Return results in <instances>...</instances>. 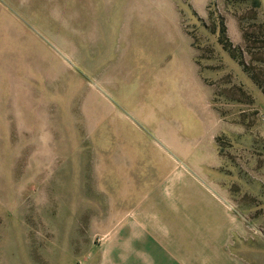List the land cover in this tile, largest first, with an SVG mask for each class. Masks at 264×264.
<instances>
[{"label": "rangeland", "instance_id": "374dc122", "mask_svg": "<svg viewBox=\"0 0 264 264\" xmlns=\"http://www.w3.org/2000/svg\"><path fill=\"white\" fill-rule=\"evenodd\" d=\"M174 183L264 264V0H0V264H112Z\"/></svg>", "mask_w": 264, "mask_h": 264}, {"label": "crops", "instance_id": "0c3cea01", "mask_svg": "<svg viewBox=\"0 0 264 264\" xmlns=\"http://www.w3.org/2000/svg\"><path fill=\"white\" fill-rule=\"evenodd\" d=\"M193 62L197 74L200 73L194 56ZM174 185L172 193L167 188L161 197L145 196L138 202L131 199L134 202L131 211L106 241L105 250L111 252L112 258L114 254L118 256L110 263H231L230 259L211 255L224 250L229 243L223 229L230 216L223 203L209 194L205 183Z\"/></svg>", "mask_w": 264, "mask_h": 264}]
</instances>
